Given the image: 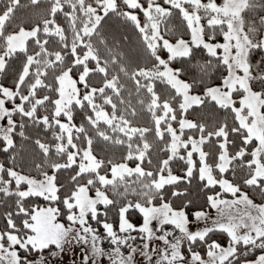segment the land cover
I'll use <instances>...</instances> for the list:
<instances>
[{
	"label": "snow or ice",
	"instance_id": "6c2138e0",
	"mask_svg": "<svg viewBox=\"0 0 264 264\" xmlns=\"http://www.w3.org/2000/svg\"><path fill=\"white\" fill-rule=\"evenodd\" d=\"M0 74V264H264V0H2Z\"/></svg>",
	"mask_w": 264,
	"mask_h": 264
},
{
	"label": "trees",
	"instance_id": "16d2710c",
	"mask_svg": "<svg viewBox=\"0 0 264 264\" xmlns=\"http://www.w3.org/2000/svg\"><path fill=\"white\" fill-rule=\"evenodd\" d=\"M0 3H2V0H0ZM21 3L22 4H26L27 3V0H21ZM23 11L25 13H27L28 10L25 9ZM18 15H19V13H18ZM2 80H3V74H0V81H2ZM9 80H10V78H9ZM0 159H3V156L2 155H0ZM93 224H94V227H97L100 232H103L102 226L96 225L95 222H93Z\"/></svg>",
	"mask_w": 264,
	"mask_h": 264
},
{
	"label": "rangeland",
	"instance_id": "374dc122",
	"mask_svg": "<svg viewBox=\"0 0 264 264\" xmlns=\"http://www.w3.org/2000/svg\"><path fill=\"white\" fill-rule=\"evenodd\" d=\"M4 122H6V121H3V120H0V123H4ZM94 194V193H93ZM102 233V232H101ZM102 243H104L105 244V246H107V242H102ZM254 258V257H253ZM103 259V264H107V259L106 258H102ZM140 258L138 257V260H139ZM71 260H72V256H71V254H68V255H66V257H65V264H70V262H71Z\"/></svg>",
	"mask_w": 264,
	"mask_h": 264
}]
</instances>
